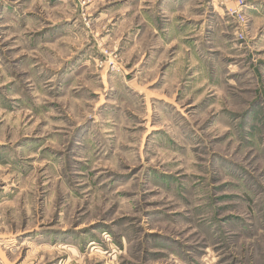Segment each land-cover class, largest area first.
Masks as SVG:
<instances>
[{
    "label": "rangeland",
    "instance_id": "obj_1",
    "mask_svg": "<svg viewBox=\"0 0 264 264\" xmlns=\"http://www.w3.org/2000/svg\"><path fill=\"white\" fill-rule=\"evenodd\" d=\"M216 1L0 0V264H264V20Z\"/></svg>",
    "mask_w": 264,
    "mask_h": 264
},
{
    "label": "built area",
    "instance_id": "obj_2",
    "mask_svg": "<svg viewBox=\"0 0 264 264\" xmlns=\"http://www.w3.org/2000/svg\"><path fill=\"white\" fill-rule=\"evenodd\" d=\"M246 3L244 0H239L236 7H227V15H229L235 23V35L236 37L243 39L246 37L248 16L246 13Z\"/></svg>",
    "mask_w": 264,
    "mask_h": 264
},
{
    "label": "crops",
    "instance_id": "obj_3",
    "mask_svg": "<svg viewBox=\"0 0 264 264\" xmlns=\"http://www.w3.org/2000/svg\"><path fill=\"white\" fill-rule=\"evenodd\" d=\"M214 2V0H212ZM247 1V0H246ZM246 5V13L250 17V22L254 26L255 23H259L264 20V0H248ZM214 3H217L215 0ZM228 7H236L237 2L235 0L226 1ZM226 12V11H225ZM1 262V260H0Z\"/></svg>",
    "mask_w": 264,
    "mask_h": 264
}]
</instances>
